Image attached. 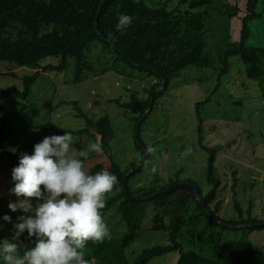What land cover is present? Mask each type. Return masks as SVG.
<instances>
[{
	"label": "trees",
	"instance_id": "16d2710c",
	"mask_svg": "<svg viewBox=\"0 0 264 264\" xmlns=\"http://www.w3.org/2000/svg\"><path fill=\"white\" fill-rule=\"evenodd\" d=\"M220 1L0 0V62L33 70L31 74L22 77V89L11 85L0 92V161L7 166L6 174L0 177V239L12 240L15 231L11 223L2 219L5 214L12 213L9 208L3 210V207L17 199L9 191L14 186L12 169L18 165L22 153H32L33 140L39 135L38 129L43 127L36 126V130L32 132L26 117L31 86L41 73L62 72L72 64V80L81 81L85 72L94 71V66L86 55L93 41L101 43L104 50L115 53L125 64L158 80L150 87L145 99L138 100L133 96L132 100L122 105L125 111L134 115V127L139 124L138 138L141 124L150 114L156 99L168 89L170 76L189 65L216 68L220 78V75L229 72V58L237 56L244 64V68L239 66V74L243 73L244 79L255 82L258 97L264 101V46L247 44L250 22L264 17V0H245L246 14L241 19L239 39L230 43L226 34L224 46L217 45L216 37L210 43L207 41L209 10L213 8L222 16L233 17L237 15L238 7L223 5ZM120 14L130 15L134 19L133 25L123 34L114 27ZM216 28L222 29L219 25ZM213 36H216L215 33ZM49 57L55 63H42ZM215 59L221 64L220 68L214 66ZM227 81L232 82L229 78ZM247 85L246 80L241 83L245 89ZM207 100L198 102L197 107ZM73 105L76 115L86 119V127L73 131L51 125L55 131L53 134L68 132L78 136L86 133L87 139L101 143L95 136H106L107 124L103 120L93 123L76 102ZM149 105L150 109L146 112ZM198 119L199 144L210 155L207 159L206 180L211 187L205 194L189 179L184 183L174 181L159 187H138L131 192L128 181L134 172L127 175L123 185L126 170H121L108 155L105 144L102 145L101 153L89 154L85 166L93 173L108 169L118 178L115 188L120 187L119 192H111L102 210L111 239L99 244L89 242L83 250L89 264H147L154 257L170 253L178 254L175 264H226L222 257L221 238L214 231L217 226L225 229H237L239 225H246L251 229L264 227V221L252 217L250 212L246 218H242L241 208L235 199L234 208L238 210L239 219L229 221L220 216L224 200L217 198V192L226 185L221 187V181L215 176V152L201 142L203 121L200 116ZM101 122L106 125V129L101 128L99 132L94 129L91 134V128ZM21 131L29 134V142L17 140L16 135ZM83 146L74 142L75 149L79 151L84 150ZM142 147L146 149L143 144ZM102 155L108 158L109 164L106 166ZM146 158L147 152L142 165L134 171H141ZM235 172L236 170L232 172L234 180ZM235 184L236 180L231 187ZM148 206L154 210L152 224L148 229L166 232L167 243L144 248L130 262L126 249L142 237L140 233L144 229L141 219ZM250 210L251 207L247 211ZM201 220L204 223L199 227ZM120 235L122 236L119 237ZM189 237L193 239H188ZM196 238L197 241L207 243L206 250L202 246L204 243L199 244L198 249L188 244L194 245ZM21 241L22 255L25 248L33 245L34 240H25L22 236Z\"/></svg>",
	"mask_w": 264,
	"mask_h": 264
},
{
	"label": "rangeland",
	"instance_id": "374dc122",
	"mask_svg": "<svg viewBox=\"0 0 264 264\" xmlns=\"http://www.w3.org/2000/svg\"><path fill=\"white\" fill-rule=\"evenodd\" d=\"M220 3L238 7L237 15L233 17L222 16L213 8L209 10L207 41L210 43L217 39V45L224 46L226 34L230 43L239 39L246 7L245 0H221ZM218 25L221 30L216 28ZM214 33L216 36H213ZM247 44L264 46V17L250 22ZM86 55L94 71L85 72L81 81L72 80V64L62 72L41 73L31 86L26 117L32 132L36 126H43L38 129L39 135L33 140L34 144L55 132L51 125L73 131L86 127V119L76 115L73 105L76 102L93 123L103 120L107 124L106 136L94 135L95 139L105 144L108 155L121 170H126L125 175L134 172L128 181L131 192L138 187H159L174 181L184 183L189 179L205 194L211 187L206 180L207 159L210 155L199 144L200 116L203 121L201 142L214 150L215 176L221 181V187L226 185L217 192V198L224 200L220 216L229 221L239 219L238 210L234 208L235 199L241 208L242 218H246L250 212L252 217L264 221V101L258 97L255 82L244 79L243 73L239 74L238 68L240 65L244 68V64L237 56L229 58V72L220 75V78L218 69L213 67L189 65L173 73L169 78L168 89L156 99L150 114L141 124L137 139L134 115L125 111L122 105L132 100L133 96L138 100L145 99L150 87L158 80L125 64L115 53L104 50L98 41L90 44ZM42 63L53 64L55 60L49 57ZM214 66L221 67L217 59ZM32 72L28 67L0 62V92L11 85L22 89V77ZM228 78L234 83H228ZM244 80L248 83L246 89L241 86ZM205 99H208L207 102L197 107V103ZM46 123L50 124L44 126ZM103 124L101 122L91 128V134L94 129L97 132L101 128L106 129ZM16 136L17 140L29 142L26 131ZM72 136L74 142L84 145V149H87L90 141L93 142V139H87L86 133ZM142 144L146 149L155 148V151L147 152L144 165L138 172L134 170L143 163L146 152ZM72 150L79 153L74 143ZM103 159L105 166L108 165L107 156L102 155ZM6 169L7 166L1 160L0 177L6 174ZM234 170L236 184L231 187L235 181L232 176ZM115 187L113 191L119 192L120 187ZM110 196L111 193L106 196V201ZM250 207L251 210L247 211ZM7 208L8 205L3 210ZM20 214L18 211L8 214L12 217V225L18 222L17 216ZM153 214L154 210L148 206L141 219L144 229L140 233L142 237L126 249L130 262L144 248L167 243L166 232L148 229ZM203 223L204 220H201L199 227ZM239 226L237 229L220 226L214 229L221 238L223 261L226 264H264V227L251 229L246 225ZM203 243L196 238L194 245L188 244L198 249ZM202 246L207 248V243ZM177 256V253H170L154 257L147 264H175Z\"/></svg>",
	"mask_w": 264,
	"mask_h": 264
},
{
	"label": "clouds",
	"instance_id": "9594fccd",
	"mask_svg": "<svg viewBox=\"0 0 264 264\" xmlns=\"http://www.w3.org/2000/svg\"><path fill=\"white\" fill-rule=\"evenodd\" d=\"M133 23L132 16L120 14L114 27L123 34ZM73 143L68 132L53 134L35 143L31 154L20 155L9 189L17 199L8 208L21 214L12 240L0 239V264H89L83 251L89 242L111 239L102 210L118 178L106 168L93 173L85 166L90 153L103 151L101 143L90 141L78 154ZM2 219L12 222L8 214ZM22 236L34 243L21 255Z\"/></svg>",
	"mask_w": 264,
	"mask_h": 264
},
{
	"label": "water",
	"instance_id": "95a60500",
	"mask_svg": "<svg viewBox=\"0 0 264 264\" xmlns=\"http://www.w3.org/2000/svg\"><path fill=\"white\" fill-rule=\"evenodd\" d=\"M150 109V105H149V107L147 108V110H146V112L148 111ZM138 123H137V125H136V128H135V136H136V138L138 139V137H137V131H138ZM143 157H145V156H143ZM141 165H142V163H141ZM140 167V166H139ZM138 167V168H139ZM137 168V169H138ZM131 173V172H130ZM129 173H127L125 176H124V178H123V180H122V184L124 185V182H125V179H126V177H127V175H128ZM194 193L196 194L197 192H196V190L194 189ZM134 198H135V196H134Z\"/></svg>",
	"mask_w": 264,
	"mask_h": 264
}]
</instances>
